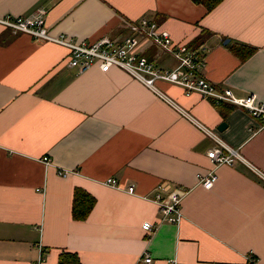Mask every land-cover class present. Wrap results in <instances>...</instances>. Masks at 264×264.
<instances>
[{
	"label": "crops",
	"instance_id": "obj_1",
	"mask_svg": "<svg viewBox=\"0 0 264 264\" xmlns=\"http://www.w3.org/2000/svg\"><path fill=\"white\" fill-rule=\"evenodd\" d=\"M39 9L50 34L79 43H122L146 18L175 42L207 46L202 75L216 88L264 103V0H223L212 11L192 0H0V18ZM238 44L254 52L243 58ZM68 55L0 25V264H59L66 253L80 264H146L145 255L151 264H264L262 123L165 82L153 92L119 68L79 72ZM145 56L176 66L158 47ZM161 94L242 160L215 168L207 153L219 143ZM211 173L218 180L207 190L200 183ZM108 179L135 185L137 196ZM162 183L189 190L178 224L161 222L144 199ZM76 191L95 200L85 220L73 216ZM146 222L158 226L151 235Z\"/></svg>",
	"mask_w": 264,
	"mask_h": 264
},
{
	"label": "built area",
	"instance_id": "obj_2",
	"mask_svg": "<svg viewBox=\"0 0 264 264\" xmlns=\"http://www.w3.org/2000/svg\"><path fill=\"white\" fill-rule=\"evenodd\" d=\"M45 9H39L36 14L29 16L7 15L0 18V25L11 30L14 34H26L36 42H50L68 49L67 65L79 72L98 67L103 73H108L112 68H119L131 75L136 81L142 83L153 92H159L158 82H165L182 88L186 93H197L205 99L219 105L228 103L239 107L249 113L251 117L262 123L260 130L264 129V103L256 95L244 98L236 97L229 88L219 89L209 82L202 72L205 70L206 57L209 49L205 45L190 47L187 43L175 42L168 31L162 30L156 23L146 18L141 19L135 28L136 35L127 37L122 43H115L108 37H103L95 42H76L65 35L54 36L46 26ZM158 47L176 61V66L171 70H163L154 62L149 61L145 53ZM175 108L183 112L195 125L202 129L208 136L215 139L219 146L211 149L207 157L215 168L223 165H233L242 158L237 152L227 147L215 133L207 129L200 122L193 119L188 113L180 109L173 101L161 94ZM46 166L52 161L49 157L43 160ZM60 175L67 176L70 171L58 170ZM218 180L216 173H211L201 180L200 185L207 190L212 189ZM104 186L122 191L132 196H137L135 185L123 187L116 179H108L102 183ZM167 183H162L154 197L145 196V200L154 202L162 213L161 222L167 221L178 224L183 218L182 203L189 194V190L176 188L169 192ZM167 195V196H165ZM158 226L150 222L143 225L147 235L153 234ZM152 257L145 255L144 262L152 263ZM250 263L257 264V258L249 257ZM41 257L39 264H43ZM174 264H178L174 262Z\"/></svg>",
	"mask_w": 264,
	"mask_h": 264
},
{
	"label": "trees",
	"instance_id": "obj_3",
	"mask_svg": "<svg viewBox=\"0 0 264 264\" xmlns=\"http://www.w3.org/2000/svg\"><path fill=\"white\" fill-rule=\"evenodd\" d=\"M197 5L204 6L208 11H212L216 8L223 0H192ZM234 51L237 52L243 58L248 57L254 52V49L249 46L238 44L234 47ZM95 204V200L86 192L76 191L74 205H73V216L77 220H85L92 211ZM59 264H80L77 255L72 253L63 254L60 258Z\"/></svg>",
	"mask_w": 264,
	"mask_h": 264
},
{
	"label": "water",
	"instance_id": "obj_4",
	"mask_svg": "<svg viewBox=\"0 0 264 264\" xmlns=\"http://www.w3.org/2000/svg\"><path fill=\"white\" fill-rule=\"evenodd\" d=\"M227 43H229V41H226L225 42V44H227ZM226 124L224 123V124H222L221 126H220V128H219V131H223L225 128H226Z\"/></svg>",
	"mask_w": 264,
	"mask_h": 264
}]
</instances>
